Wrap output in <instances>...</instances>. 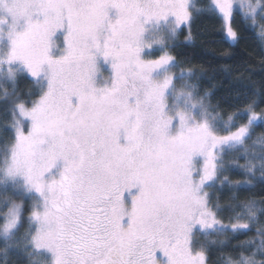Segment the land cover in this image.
Returning <instances> with one entry per match:
<instances>
[{
    "label": "rangeland",
    "instance_id": "1",
    "mask_svg": "<svg viewBox=\"0 0 264 264\" xmlns=\"http://www.w3.org/2000/svg\"><path fill=\"white\" fill-rule=\"evenodd\" d=\"M190 1L0 0V81L20 69L47 84L17 107L27 125L6 174L38 199L32 244L50 264H206L194 233L231 229L196 162L249 125L219 135L190 94L171 104L175 61L153 57L188 26ZM212 3L231 44L235 9L264 17V0Z\"/></svg>",
    "mask_w": 264,
    "mask_h": 264
},
{
    "label": "trees",
    "instance_id": "2",
    "mask_svg": "<svg viewBox=\"0 0 264 264\" xmlns=\"http://www.w3.org/2000/svg\"><path fill=\"white\" fill-rule=\"evenodd\" d=\"M189 10L188 26L153 56L170 54L175 61L164 71L175 78L169 102L190 94L219 135L249 125L243 137L196 162L198 175L207 179L203 189L209 208L232 227L196 231L192 251L204 255L206 264H264V17L256 23L235 9L232 26L237 40L231 44L212 0H191ZM46 92L42 78L32 80L20 69L11 80L0 81V264H50L32 244L37 197L6 174L15 125H27L17 107H32ZM18 204L21 210L13 222Z\"/></svg>",
    "mask_w": 264,
    "mask_h": 264
}]
</instances>
